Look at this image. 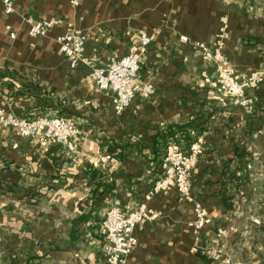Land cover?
<instances>
[{
	"label": "crops",
	"instance_id": "0c3cea01",
	"mask_svg": "<svg viewBox=\"0 0 264 264\" xmlns=\"http://www.w3.org/2000/svg\"><path fill=\"white\" fill-rule=\"evenodd\" d=\"M14 2L7 14L0 1L7 102L22 116L62 115L80 132L69 147L0 123V264H109L106 211L142 204L161 216L136 228L128 264H264V78L247 90V112L224 98L216 66L192 45H213L226 17L223 54L236 76H264V0ZM27 15L61 22L32 37ZM70 24L86 33L90 63L72 67L60 51L56 37ZM141 31L154 40L139 54L138 82L155 91L117 114L90 74L137 50ZM195 134L204 143L191 173L193 200L177 189L147 198L167 144L186 149ZM196 201L210 217L200 235Z\"/></svg>",
	"mask_w": 264,
	"mask_h": 264
},
{
	"label": "built area",
	"instance_id": "2783aa9c",
	"mask_svg": "<svg viewBox=\"0 0 264 264\" xmlns=\"http://www.w3.org/2000/svg\"><path fill=\"white\" fill-rule=\"evenodd\" d=\"M3 3L5 13L11 14L16 11L14 0H0ZM74 5H78V0H71ZM27 32L32 37H42L61 22L57 17L36 19L32 15L24 17ZM227 18H223V25L213 45L209 46L202 41L192 42L202 57L216 66V78L220 89L225 97L232 100L235 105L245 107L247 112L251 111L252 98L247 94V90L255 87L264 76L258 72H250L241 79L236 76L234 67L229 63L223 54L224 39L226 35ZM12 38L16 37V32L10 33ZM181 41L188 42V36L182 35ZM56 40L60 51L67 57L72 67H76L80 61L90 63L84 57L87 43L86 33L73 25H68L65 32L58 35ZM154 40V35H149L141 31L139 37V47L131 50L120 59L110 63L108 66H94L90 74L96 86L108 92L112 97V102L117 114H121L131 105L137 95L143 97L151 96L155 87L148 82L140 84L138 75L141 70L140 53H145ZM3 79L0 77V98L3 105H0V123L3 126L11 127L23 137L42 134L58 143L72 146L71 138L79 134V127L62 115L41 114L34 117L19 115L7 102L8 98L2 86ZM204 137L195 134L188 142L185 149L177 140H171L160 160L161 172L159 177L149 188L146 197L150 198L159 193H167L172 189H177L179 194L193 200L191 173L203 151ZM264 213V200L261 203ZM195 220L193 227L196 235H200L203 229L209 224L210 217L206 207L196 201L194 204ZM161 216L160 211H156L146 204H142L135 209L124 213L117 205H112L105 213L102 228L104 235L103 252L109 264H128V257L138 243L136 228L144 223L156 220Z\"/></svg>",
	"mask_w": 264,
	"mask_h": 264
}]
</instances>
